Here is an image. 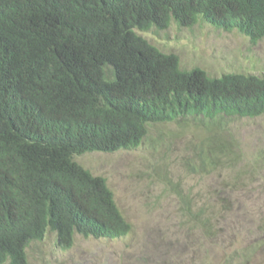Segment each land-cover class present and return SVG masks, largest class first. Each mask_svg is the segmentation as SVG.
<instances>
[{"label": "trees", "instance_id": "1", "mask_svg": "<svg viewBox=\"0 0 264 264\" xmlns=\"http://www.w3.org/2000/svg\"><path fill=\"white\" fill-rule=\"evenodd\" d=\"M202 23L256 44L264 0H0V264H30L48 234L68 250L131 233L76 157L139 148L157 124L264 115V76L186 70L141 36Z\"/></svg>", "mask_w": 264, "mask_h": 264}, {"label": "rangeland", "instance_id": "2", "mask_svg": "<svg viewBox=\"0 0 264 264\" xmlns=\"http://www.w3.org/2000/svg\"><path fill=\"white\" fill-rule=\"evenodd\" d=\"M141 36L186 70L264 76V39L237 30L172 24ZM75 160L106 179L132 231L76 235L68 250L48 234L28 246L30 264H264V115L157 124L139 148Z\"/></svg>", "mask_w": 264, "mask_h": 264}]
</instances>
